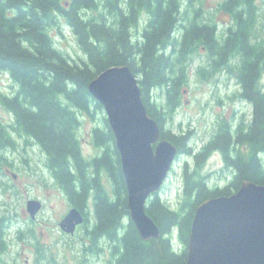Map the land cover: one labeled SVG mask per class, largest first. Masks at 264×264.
Instances as JSON below:
<instances>
[{"label": "trees", "instance_id": "16d2710c", "mask_svg": "<svg viewBox=\"0 0 264 264\" xmlns=\"http://www.w3.org/2000/svg\"><path fill=\"white\" fill-rule=\"evenodd\" d=\"M219 9L232 20L221 31L211 15L206 18L201 0H0V71L17 86L15 96H0V104L15 117L11 125L0 122V150L14 147L10 130L36 141L69 204L84 215L90 250L103 251L104 242L112 257L109 264H183L199 204L231 195L243 181L264 185V41L259 43L252 31L256 0H225ZM61 22L84 59L76 61L55 46L50 30L59 29ZM202 47L212 69L236 68L238 98L250 102L253 110L250 122H241L234 131L221 122L214 137L195 152L190 132L172 134L163 122L181 106L187 66ZM120 65L138 79L143 104L161 139L176 147L177 156L192 160L181 170L176 209L159 193L149 200L146 213L160 229V237L150 241L142 240L129 219L119 153L106 117L103 127L93 128V144L100 150L96 157H83L77 136L80 114L102 109L88 93V84ZM198 71L203 78L205 69ZM158 91L164 97L160 104L155 101ZM215 151L225 158L227 174L222 177L231 179L224 187L210 186L203 175ZM6 230L0 217V254L6 250Z\"/></svg>", "mask_w": 264, "mask_h": 264}, {"label": "rangeland", "instance_id": "374dc122", "mask_svg": "<svg viewBox=\"0 0 264 264\" xmlns=\"http://www.w3.org/2000/svg\"><path fill=\"white\" fill-rule=\"evenodd\" d=\"M201 1L206 18L211 15L219 31L231 23L230 15L219 9L225 0ZM256 6L257 19L252 31L261 43L264 41V0H256ZM50 35L60 51L76 61L84 59L73 35L63 22L59 29L50 30ZM200 67L205 69V78L198 73ZM233 71L226 68L212 69L207 53L200 48L187 66L188 80L181 88V106L172 118L163 122L164 130L175 135L178 132H190V146L198 152L214 137L221 122L229 124L232 131L241 122L249 123L252 105L238 98L240 86ZM14 85L10 76L0 71V96L11 95L15 90ZM260 85L264 93V71ZM157 93L155 101L163 103L164 97L159 91ZM103 117H106L103 109L93 110L90 115L80 114L77 136L86 160H91L100 152L93 144L91 132L95 127H103ZM11 121V115L0 104V122L8 126ZM12 138L14 147L0 150V217L6 220L7 229V246L5 252L0 254V264H109L112 257L104 242L100 243L103 251L90 250L85 224L78 227L72 236L60 230L59 222L72 208L66 195L52 179L45 155L34 146L29 147L25 140ZM260 159L264 166V153ZM185 163L191 165V158L184 155L176 157L168 179L159 191L160 198L171 209L177 208L178 198H181V170ZM222 168L221 154L215 151L203 169V175L208 176L210 186L218 184L224 187L231 182V179L222 177L227 171L219 173ZM102 182L110 191L105 175L102 176ZM29 200L41 203V209L34 220L30 219L26 211ZM88 211L89 219L94 221L91 202L88 203ZM92 221H89L91 225Z\"/></svg>", "mask_w": 264, "mask_h": 264}, {"label": "water", "instance_id": "95a60500", "mask_svg": "<svg viewBox=\"0 0 264 264\" xmlns=\"http://www.w3.org/2000/svg\"><path fill=\"white\" fill-rule=\"evenodd\" d=\"M102 107L119 153L127 191L129 219L143 241L160 237L147 215L177 157L176 147L161 139L160 128L143 104L138 79L126 65L100 72L87 86ZM41 203L29 200L26 211L36 218ZM84 217L71 208L58 226L74 235ZM183 264H264V185L243 181L229 196L210 198L194 212Z\"/></svg>", "mask_w": 264, "mask_h": 264}, {"label": "flooded vegetation", "instance_id": "af4514ba", "mask_svg": "<svg viewBox=\"0 0 264 264\" xmlns=\"http://www.w3.org/2000/svg\"><path fill=\"white\" fill-rule=\"evenodd\" d=\"M230 21H232V20H230ZM226 28H227V27H224L223 29H226ZM223 29H222V30H223ZM202 49H203V51H204L205 53H207V50H206L205 47H202ZM229 56H230V55H227L228 60H230V59H229ZM231 61H232V59L230 60V62H231ZM233 73L236 75V74H237V71L234 70ZM14 87H15V90L12 92L11 95H8V96H10V97L15 96L16 91H17V86L14 85ZM244 100H245V99H244ZM245 101H246V100H245ZM8 113L11 115V120H12L11 123H14V121H15V117H14V115H13L11 112H9V111H8ZM76 114L78 115V111H77V110H76ZM84 115H86V114L83 113V116H84ZM11 123H9L8 125H11ZM10 135H11L12 137H14L16 140H17V139L25 140L26 143L29 144V147L34 146V147L37 148L39 151H41V153H43V154L45 155V158H46V154H45V152L42 151V148L36 143L35 140H33V139H31V138H28V137H25V136H23V135H20V134L16 133L15 131H12V130H10ZM92 135H93V130H92V132H91V136H92ZM11 136H10L9 139L13 142V138H12ZM92 140H93V138H92ZM219 153L221 154V158H222V161H223V168L219 170V173H221V172H225V171H227V168H226L225 158H224L222 152L219 151ZM47 169H48V168H47ZM48 171H49V173H50L52 179L54 180V182L57 184L56 180L54 179V177H53V175H52V173L50 172L49 169H48ZM57 185H58V184H57ZM58 187H59V185H58ZM70 206H71V205H70ZM71 207L74 208L73 206H71ZM82 215H83V214H82ZM83 217H84V215H83ZM84 221H85V220H84ZM89 221H92V220L89 219ZM92 223H93V221H92ZM82 225H84V222H83V224L79 225L78 227H80V226H82ZM78 227H77V228H78ZM77 228H76V229H77Z\"/></svg>", "mask_w": 264, "mask_h": 264}, {"label": "bare ground", "instance_id": "6f19581e", "mask_svg": "<svg viewBox=\"0 0 264 264\" xmlns=\"http://www.w3.org/2000/svg\"><path fill=\"white\" fill-rule=\"evenodd\" d=\"M43 151V150H42Z\"/></svg>", "mask_w": 264, "mask_h": 264}]
</instances>
